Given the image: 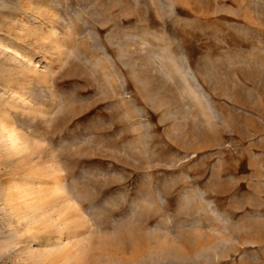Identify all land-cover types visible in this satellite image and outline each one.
<instances>
[{
	"label": "rangeland",
	"instance_id": "rangeland-1",
	"mask_svg": "<svg viewBox=\"0 0 264 264\" xmlns=\"http://www.w3.org/2000/svg\"><path fill=\"white\" fill-rule=\"evenodd\" d=\"M1 119L0 264H264V0H0ZM54 169L70 262L7 198Z\"/></svg>",
	"mask_w": 264,
	"mask_h": 264
},
{
	"label": "bare ground",
	"instance_id": "bare-ground-1",
	"mask_svg": "<svg viewBox=\"0 0 264 264\" xmlns=\"http://www.w3.org/2000/svg\"><path fill=\"white\" fill-rule=\"evenodd\" d=\"M49 33L52 37L57 36V32L54 29L49 31ZM8 101L9 103L13 102L15 105H26L28 107L33 106L31 102L24 98L21 94H13L11 100ZM1 120L0 145L6 148L8 153H22V151L28 148V141L24 134L20 132L19 128L15 125ZM56 174H59V171L55 170V175L48 178V181L36 178L38 181H25L24 183H20L16 185L15 188H11L9 190L7 194L8 202L13 203V206L20 209L23 212V215L27 218V224L31 225L26 228L27 232H30V230L34 228V224H45L51 220H57V215L62 216V219L58 223L61 226L66 224V215L69 214L70 209H72L73 202L69 197H65L63 202L58 198L62 195L63 185L60 177ZM49 198L56 199L54 203L50 204V201L48 200ZM57 205H60V207L58 206V208ZM56 207L58 208V211ZM61 226H59L61 229H58L60 231L55 244L49 243V245H47L46 248H43V250H36L33 253L36 261L62 258L64 262H70L72 259H76L84 253L85 249L81 246L79 239H77V229Z\"/></svg>",
	"mask_w": 264,
	"mask_h": 264
}]
</instances>
